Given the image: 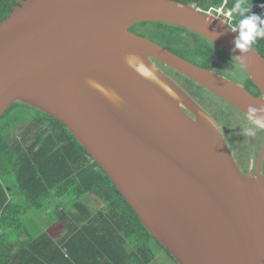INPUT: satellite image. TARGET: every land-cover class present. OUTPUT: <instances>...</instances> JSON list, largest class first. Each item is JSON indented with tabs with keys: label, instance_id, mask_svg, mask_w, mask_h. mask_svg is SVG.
I'll use <instances>...</instances> for the list:
<instances>
[{
	"label": "water",
	"instance_id": "1",
	"mask_svg": "<svg viewBox=\"0 0 264 264\" xmlns=\"http://www.w3.org/2000/svg\"><path fill=\"white\" fill-rule=\"evenodd\" d=\"M150 22L240 55L237 32L176 0H19L0 24V120L21 102L65 125L178 264H264V146L256 174L243 172L213 118L153 62L247 115L264 108V56L252 46L240 66L255 96L131 31Z\"/></svg>",
	"mask_w": 264,
	"mask_h": 264
},
{
	"label": "trees",
	"instance_id": "2",
	"mask_svg": "<svg viewBox=\"0 0 264 264\" xmlns=\"http://www.w3.org/2000/svg\"><path fill=\"white\" fill-rule=\"evenodd\" d=\"M176 1L208 11L221 8L226 0ZM236 2L227 0L224 10ZM18 4L19 0H0V23ZM246 4L252 14L264 19V7H260L264 0H246ZM233 16L235 24L240 13ZM148 24H157L163 36L152 40L173 47L168 49L203 68L209 69L218 58H224L222 53L232 58L182 27L150 22L131 31L150 38L141 30ZM253 47L264 56V39H258ZM190 53L197 60L188 56ZM233 62L235 65L226 63L229 69L241 72ZM245 86L260 95L248 76ZM18 104L39 115L25 117L27 111H19ZM9 111L11 120L5 124L0 120V264H153L152 244L178 264L65 125L24 103ZM22 121H32L20 133L22 139H9L8 124L14 129ZM46 121L51 126L33 132L34 126L46 125Z\"/></svg>",
	"mask_w": 264,
	"mask_h": 264
},
{
	"label": "rangeland",
	"instance_id": "3",
	"mask_svg": "<svg viewBox=\"0 0 264 264\" xmlns=\"http://www.w3.org/2000/svg\"><path fill=\"white\" fill-rule=\"evenodd\" d=\"M226 3H227V0L225 1L224 6H222L221 8H218V9L213 8V9H210L208 11L203 10V9H201L195 5L194 6L192 5V7H198L200 10L204 11L205 13L212 16L214 19H217L218 21H220L224 24H226V22H228V21H232L231 24H234V21H235L234 16L232 18L228 17L227 15H225V13H227L228 10L222 9V8H225ZM142 31L145 34H147L148 36H150L149 39L152 38V39L159 41V39L162 36L161 29L159 28V26L157 24H148L146 26H143ZM155 40H153V41H155ZM168 45H171V44L169 43ZM168 48H170V47H168ZM172 48H170V49H172ZM177 49L182 50L179 48H177ZM222 55H224L225 57L224 58H218L217 61L215 62L217 69L221 72H225L227 74H230V75H228L230 78H232V76H234L235 79H240L241 75H239L238 71L237 70H235V71L230 70L229 66H227V64H226L229 62V63H232L233 65H235V63L233 62L234 60L232 58H230L229 56H227L225 53H222ZM188 56L197 60L196 55L193 53H190ZM232 64H230V65H232ZM236 65H238V64H236ZM235 69H236V66H235ZM238 69L241 70V67H238ZM241 72L244 73L245 71L243 72V70H242ZM244 74H245V76L247 75L246 72ZM176 79L178 80V82L181 85H183L184 87H189V89L192 93L195 92L198 95L197 96L198 101L204 106V108H206V110L210 114L216 115L217 117L220 116L221 119L219 122L225 123L228 126L227 129H228V131L230 130V134H228V139L230 141V145L232 146L233 151L235 153V156L238 159L241 167L244 170H247L248 166L251 163L256 164L257 160L259 159L258 158L259 151L261 149H263V146H264V135L258 134L259 131H257V134L254 137H247V136L242 135L241 134V127H242V125L246 124L245 120L242 119L241 117H238L237 115H235L233 113V110L231 108H229V106L225 105V103H223L217 97H214V96L212 97L211 96L212 94H210V93H209L210 96L205 92L202 94V92H200L198 89L194 88L193 86L191 87V86L187 85L185 80H183L181 78H176ZM17 109L19 111H21V110L25 111L26 110L27 111L26 113H28V115H25V117L27 116V118L32 119L35 115H39L37 111L30 109L27 106L23 107L22 104H18ZM9 117L11 118L10 111H8L5 114V116H3V118L1 119L2 120L1 124H5L8 120H11V119H9ZM16 118H18V117L16 116ZM46 122H48V121H46ZM31 123H32V121H29V122L28 121H22L17 126H15L14 129H9L10 124H8L7 129L10 131V134H8V138L9 139H11V138L17 139L18 138L19 140H21L22 136L20 135V133L22 132V130L24 128L29 127L31 125ZM49 124L50 123L48 122V123H46V125H37L38 127L34 126L33 132L40 129V128L41 129L47 128L45 126H48ZM50 126H51V124H50ZM11 130H13V131H11ZM251 139L254 142L253 145L251 143ZM86 200L87 199H85V202H86ZM28 219H29V217L27 218V220ZM151 248H152L151 251H152L153 256L155 255V261L153 264H176L167 255V253L164 252L158 245L152 244ZM8 257H9V255H8Z\"/></svg>",
	"mask_w": 264,
	"mask_h": 264
},
{
	"label": "clouds",
	"instance_id": "4",
	"mask_svg": "<svg viewBox=\"0 0 264 264\" xmlns=\"http://www.w3.org/2000/svg\"><path fill=\"white\" fill-rule=\"evenodd\" d=\"M264 7V5H260ZM239 12L240 16L235 24H232L230 30L238 33V37L234 41L235 48L233 51H239L240 55L235 56L238 67L245 65V57L252 50V46L258 39H264V19L256 14H252L251 8L246 4V0H237L234 7L225 13L232 18L234 12ZM125 62L130 66L142 65L139 57H125ZM150 71V70H148ZM150 78L155 80L154 73L150 74ZM257 112H264V108L257 109L249 106L247 115L245 116L246 124L241 127V134L247 137H254L257 131H264V117H258Z\"/></svg>",
	"mask_w": 264,
	"mask_h": 264
},
{
	"label": "flooded vegetation",
	"instance_id": "5",
	"mask_svg": "<svg viewBox=\"0 0 264 264\" xmlns=\"http://www.w3.org/2000/svg\"><path fill=\"white\" fill-rule=\"evenodd\" d=\"M142 30V29H141ZM135 33V32H134ZM137 34H139V33H137ZM139 35H141V34H139ZM141 36H143V35H141ZM144 37H146V36H144ZM147 38H149V37H147ZM158 43V42H157ZM160 44V43H159ZM165 47V46H164ZM180 56V55H179ZM182 57V56H181ZM184 58V57H183ZM186 59V58H185ZM188 60V59H187ZM190 61V60H189ZM154 62V64L169 78V79H171L174 83H176L177 85H179L183 90H185V92H187L188 93V95L192 98V99H194L212 118H213V120L217 123V125L220 127V129H221V131H222V133H223V135L225 136V139H226V141H227V143H228V145H229V147H230V149L232 150V152H233V154H234V156H235V153H234V151H233V148H232V146L230 145V141H229V139H228V134H230V130L228 131V126L225 124V123H222V122H219L220 121V119H221V117L219 116V117H217L216 115H212V114H210L207 110H206V108H204V106L198 101V95L195 93V92H191L190 91V89H189V87H184L183 85H181L179 82H178V80L176 79V78H181V79H183V80H185V82L187 83V85H189V86H193L194 88H196V89H198L200 92H202V94L205 92V93H207L209 96H210V94H212L211 96L213 97H217L216 95H214L213 93H211L210 91H207L206 89H204V88H202L201 86H199V85H197L194 81H192V80H190L189 78H187V77H185L184 75H182V74H180V73H178V72H176L175 70H173V69H171V68H169V67H167V66H165V65H163L162 63H160L159 61H157V60H154L153 61ZM191 62V61H190ZM193 63V62H192ZM195 64V63H194ZM197 65V64H196ZM199 66V65H198ZM201 67V66H200ZM236 67H237V65H236ZM209 69H212V70H214V71H216V72H218V73H220V74H223V75H225V76H227L228 78H230L228 75H230V74H227V73H225V72H221V71H219L218 69H217V67H216V65H215V62H213L212 64H211V68H209ZM237 69H238V67H237ZM243 72H244V70H243ZM239 73V75H241V77H240V79H235L234 78V76H232V78H230L231 80H233V81H236V82H240L241 84H243L244 86H245V82L247 81V76H244V74L242 73V72H238ZM188 80H190V81H192L193 83H191L190 81H188ZM246 87V86H245ZM210 93V94H209ZM254 94V93H253ZM255 95V94H254ZM255 96H258V95H255ZM219 100H221L223 103H225V105H227V106H229V108H231L232 110H233V113L235 114V115H237L238 117H241L242 119H244L245 120V116L246 115H244L243 113H241L238 109H236L235 107H233V106H231L229 103H227L226 101H224V100H222L221 98H219V97H217ZM190 116H192L193 117V115L190 113ZM245 123H247L246 122V120H245ZM258 134H260V135H264V131H259L258 132ZM251 143H252V145H253V140L251 139ZM262 150V149H261ZM261 150L259 151V155H260V152H261ZM259 155H258V158H259ZM235 159H236V161H237V163H238V165H239V167H240V169L243 171V172H245L246 174H248V173H252L253 175H255L256 174V170H257V165H258V160H257V162H256V164H254V163H251L249 166H248V168H247V170H244L242 167H241V165H240V163H239V161H238V159L236 158V156H235ZM262 172H263V175H264V159H263V163H262Z\"/></svg>",
	"mask_w": 264,
	"mask_h": 264
},
{
	"label": "built area",
	"instance_id": "6",
	"mask_svg": "<svg viewBox=\"0 0 264 264\" xmlns=\"http://www.w3.org/2000/svg\"><path fill=\"white\" fill-rule=\"evenodd\" d=\"M222 9H224V8H222ZM217 11H218V10H217ZM231 23H232V21H228V22H226V24L229 25V26L232 25Z\"/></svg>",
	"mask_w": 264,
	"mask_h": 264
},
{
	"label": "bare ground",
	"instance_id": "7",
	"mask_svg": "<svg viewBox=\"0 0 264 264\" xmlns=\"http://www.w3.org/2000/svg\"><path fill=\"white\" fill-rule=\"evenodd\" d=\"M18 103H21V102H18ZM17 104V103H16Z\"/></svg>",
	"mask_w": 264,
	"mask_h": 264
}]
</instances>
